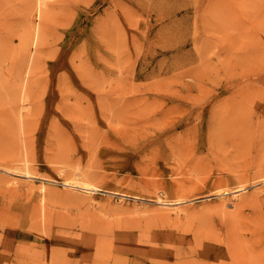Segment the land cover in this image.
<instances>
[{"label": "rangeland", "instance_id": "rangeland-1", "mask_svg": "<svg viewBox=\"0 0 264 264\" xmlns=\"http://www.w3.org/2000/svg\"><path fill=\"white\" fill-rule=\"evenodd\" d=\"M263 113L264 0H0V264H264Z\"/></svg>", "mask_w": 264, "mask_h": 264}, {"label": "bare ground", "instance_id": "bare-ground-1", "mask_svg": "<svg viewBox=\"0 0 264 264\" xmlns=\"http://www.w3.org/2000/svg\"><path fill=\"white\" fill-rule=\"evenodd\" d=\"M43 1L44 0H35V2H36V6H37V8H40V6L42 5V3H43ZM105 28V27H104ZM116 29L118 28V27H115ZM116 29H115V33H116ZM36 30H35V32H34V36H35V34H36ZM103 32H105V30L103 31ZM106 33H107V31H106ZM116 35V34H115ZM119 37V36H118ZM117 42V41H116ZM117 45V44H116ZM111 46V45H110ZM118 46V45H117ZM28 48V47H27ZM118 49H120V48H118ZM29 52V51H28ZM27 52V53H28ZM117 52V51H116ZM29 54V53H28ZM31 54V53H30ZM30 54H29V57H30ZM30 59V58H29ZM32 61V60H31ZM117 62V61H116ZM121 63V62H120ZM27 64H28V62H27ZM32 64V63H31ZM29 66V65H28ZM28 70V69H27ZM30 70V69H29ZM24 72H26V71H24ZM25 81V80H24ZM26 81H27V79H26ZM22 84H23V82H22ZM24 86L25 87H22L21 88V90H20V99L22 100V101H25L26 102V100H27V96H28V94H27V91H26V87H27V85H25L24 84ZM34 100H36V99H34ZM37 100H38V98H37ZM20 103H21V101H20ZM29 103H31V102H29ZM24 104V103H23ZM37 105H38V102H37ZM21 108V107H20ZM22 109H26V108H24V106L22 105ZM22 109L20 110L19 109V113H21V115H23V112H22ZM23 111H25V110H23ZM249 114H251V113H249ZM249 114L247 115V117L249 116ZM264 114V113H263ZM19 116V115H18ZM238 116V115H237ZM258 116V115H257ZM263 116V115H262ZM255 117V116H254ZM264 117V116H263ZM250 118V117H249ZM20 119V118H19ZM239 119V118H238ZM251 119V118H250ZM247 120V119H246ZM19 122H22V124H24V121H23V118L19 121ZM26 122H28L27 120H26ZM252 122V121H251ZM251 122L249 121V123L251 124ZM262 122V121H261ZM31 123V120L28 122V124H30ZM246 123V122H245ZM256 124V123H255ZM252 125V124H251ZM20 126V125H19ZM28 127V126H27ZM32 127V125L30 126V128ZM20 128H21V126H20ZM192 129V128H191ZM200 131V130H199ZM203 131V130H202ZM246 131H248V130H246ZM181 132V131H180ZM198 132V131H197ZM206 132V131H205ZM237 132V131H236ZM22 133V132H21ZM186 133V132H185ZM199 133V132H198ZM201 133V132H200ZM199 133V134H200ZM233 133H234V131H233ZM203 134V133H202ZM206 134V133H205ZM182 135V134H181ZM186 135V134H185ZM184 135V136H185ZM187 135H189L188 133H187ZM191 135V134H190ZM196 135H198V134H196ZM193 136V137H196L197 138V136ZM59 136V135H58ZM183 136V135H182ZM202 136V135H201ZM232 135H229L227 138H229V137H231ZM238 136V135H237ZM25 137V136H24ZM57 137V136H56ZM174 137V136H173ZM186 138L188 137V136H185ZM191 137V136H190ZM203 137V136H202ZM189 138V137H188ZM192 138V137H191ZM29 139V138H28ZM57 139H58V137H57ZM59 139H61L60 137H59ZM185 139V138H184ZM199 139V138H198ZM62 140V139H61ZM60 140V141H61ZM195 140V139H194ZM193 140V141H194ZM239 140V139H238ZM59 141V140H58ZM207 141V140H206ZM198 142V141H197ZM29 143H30V141H29ZM171 143V142H170ZM195 143V142H194ZM204 143V142H203ZM232 144V143H231ZM177 145V144H176ZM190 145H191V143H190ZM192 145H194V144H192ZM207 145V144H206ZM22 146V145H21ZM173 146V145H172ZM24 147V146H23ZM175 146H173V148H174ZM228 147V146H227ZM244 147H246V146H244ZM28 149H29V144H28V147H27ZM179 148H180V146H179ZM178 148V149H179ZM182 148V147H181ZM190 148H193L194 149V147L192 146V147H190ZM196 148V147H195ZM217 148V147H216ZM247 148V147H246ZM23 149V148H22ZM21 149V150H22ZM25 149V148H24ZM30 149H32L31 147H30ZM182 149H185V147H183ZM250 149H251V147H250ZM26 150V149H25ZM203 150V149H202ZM221 150V149H220ZM22 151H24V150H22ZM27 152H28V150H26ZM26 151H25V154H26ZM176 151V150H175ZM183 151V150H182ZM199 151V150H198ZM197 151V152H198ZM207 151V150H206ZM242 151V150H241ZM254 151V150H253ZM201 152V151H200ZM208 152V151H207ZM174 153V152H173ZM172 153V154H173ZM182 153V152H181ZM184 153V152H183ZM191 153V152H190ZM192 153H194V152H192ZM228 153V152H227ZM242 153V152H241ZM250 153V152H249ZM253 153V152H252ZM196 154V153H195ZM181 155V154H180ZM188 155V154H187ZM191 155H193V154H191ZM212 155H213V153H212ZM238 155V154H237ZM25 156V155H24ZM177 156H179V155H177ZM182 156H184V155H182ZM195 156V155H194ZM198 156V155H197ZM207 157V156H206ZM210 157V156H209ZM252 157V156H251ZM180 159H181V157H179ZM188 158V157H187ZM197 158V157H196ZM216 158H218V157H216ZM243 158V157H242ZM241 158V159H242ZM8 159V158H7ZM23 159V158H22ZM25 159V158H24ZM23 159V160H24ZM195 159V158H194ZM210 159H211V157H210ZM231 159V158H230ZM6 160V159H5ZM181 160H183V158L181 159ZM262 160V159H261ZM186 161H187V159H186ZM193 161V160H192ZM198 161V160H197ZM196 161V162H197ZM208 161V160H207ZM218 161H220L219 159H218ZM222 161V160H221ZM220 161V162H221ZM251 161V160H250ZM256 161V160H255ZM3 162H5L4 160H3ZM182 162V161H181ZM188 162V161H187ZM257 162V161H256ZM5 163H7V161L5 162ZM9 163V162H8ZM14 163V162H13ZM23 163V162H22ZM22 163H20V164H22ZM186 163V162H185ZM189 163V162H188ZM192 163V162H191ZM195 163V162H194ZM193 163V164H194ZM210 163V162H209ZM217 163V162H216ZM242 163V162H241ZM1 164V163H0ZM2 164H4V163H2ZM24 164V163H23ZM243 164H244V162H243ZM263 163H261V165H262ZM5 165H8V164H5ZM10 165H13L11 162H10V164H9V166ZM19 165V164H18ZM155 165V164H154ZM180 165V164H179ZM207 165V164H206ZM215 165V164H214ZM213 165V166H214ZM229 165H230V162H229ZM30 166V165H29ZM194 166V165H193ZM210 166V165H209ZM216 166V165H215ZM223 166V165H222ZM7 167V166H6ZM249 167H251L250 166V164H249ZM1 168V167H0ZM15 168V167H14ZM31 168V167H30ZM33 168V167H32ZM36 168V167H35ZM210 168H213V167H209V169ZM217 168V167H216ZM3 169V168H2ZM5 169H7V168H5ZM11 169V168H10ZM9 169V170H10ZM15 169H18V168H15ZM155 169V168H154ZM214 169H215V167H214ZM220 169V168H219ZM219 169H217L216 171H218ZM222 169V168H221ZM261 169V168H260ZM13 170V169H12ZM12 170L11 171H9V172H12ZM35 170V169H34ZM156 170H159V169H156ZM156 170H154V171H156ZM229 170H230V168H229ZM4 171V170H3ZM6 171V170H5ZM15 171V170H14ZM223 171V170H222ZM246 171V170H245ZM249 171V170H248ZM7 172V171H6ZM18 174H20L19 173V171L17 170L16 171ZM158 172V171H157ZM157 172H156V174H157ZM202 172V171H201ZM228 173H229V171H227ZM251 172H252V170H251ZM12 173H14V172H12ZM25 173V172H24ZM159 173V172H158ZM208 173H209V171H208ZM211 173V172H210ZM215 173V172H214ZM218 174L220 173V172H217ZM255 173V172H254ZM37 174V173H36ZM2 175V174H1ZM32 174L31 173H29L28 171L25 173V176H28V178H31L32 176H31ZM35 175V174H34ZM38 175V174H37ZM206 175H207V173H206ZM209 175V174H208ZM248 175V174H247ZM40 176V175H39ZM215 176H217V175H215ZM219 176H221V175H219ZM223 176V175H222ZM232 176H234V174L232 175ZM5 177H7L6 175H5ZM36 177V176H35ZM204 177H205V175H204ZM225 177V176H224ZM224 177H222V178H224ZM236 177V176H235ZM37 178V177H36ZM41 179L43 178V177H40ZM49 178V177H48ZM212 178H214V177H211V179ZM258 178H260V177H258ZM262 178V177H261ZM260 178V179H261ZM264 178V177H263ZM32 179V178H31ZM45 179H47V178H45ZM77 179V178H76ZM207 179V178H206ZM219 179H220V177H219ZM250 179V178H249ZM49 180V179H48ZM82 180V179H81ZM177 180V179H176ZM213 180V179H212ZM212 180H211V182H212ZM223 181H224V179H222ZM221 180V181H222ZM236 180V179H235ZM253 180V179H252ZM255 180V179H254ZM43 181H45V180H43ZM215 181H217L218 183L220 182L221 183V181L220 180H215ZM256 181V180H255ZM174 182H175V180H174ZM179 182V181H178ZM186 182V181H185ZM214 182V181H213ZM217 182H215V183H217ZM236 182H237V180H236ZM64 184H66L68 187H72L73 189L74 188H81V189H84L86 192L87 191H90V192H92L91 190L92 189H95L90 183H88V182H86V181H81V183H78V182H73V181H67V179H66V182H63ZM177 183V182H176ZM184 183V182H183ZM217 183V187L219 186V184ZM243 183V182H242ZM245 184H246V182H244ZM186 184V183H185ZM188 184V183H187ZM192 184H193V182H192ZM194 184H196V183H194ZM198 184H201L200 182L198 183ZM198 184H197V186H196V189L194 188V190H197V187H199L198 186ZM211 184V183H210ZM210 184H209V186H210ZM224 184L225 183H223V186H224ZM236 184H238V183H236ZM241 184V183H240ZM249 185H250V182H249ZM26 186V185H25ZM94 186H95V184H94ZM214 186H215V184H214ZM238 186H239V184H238ZM96 187V186H95ZM176 187V186H175ZM175 187H174V189H175ZM179 187V186H178ZM181 187V186H180ZM204 187V186H203ZM220 187H222V186H219L218 188H220ZM237 187V186H236ZM185 188V187H184ZM200 188V187H199ZM223 188V187H222ZM232 188V187H231ZM233 188H235L234 186H233ZM232 188V189H233ZM241 188V187H240ZM243 188V187H242ZM231 189V190H232ZM79 190V189H78ZM203 190H204V188H203ZM214 190V189H213ZM213 190H212V192H213ZM222 190V189H221ZM239 190V189H238ZM93 191H95V190H93ZM175 191H176V189H175ZM178 191V190H177ZM176 191V192H177ZM187 191V190H186ZM190 191V190H189ZM202 191V190H201ZM220 191V190H219ZM226 192H227V190H225ZM230 191V190H229ZM240 191H242V190H240ZM81 192H83V191H81ZM110 192V191H109ZM115 192V191H114ZM113 192V193H114ZM198 192H200V191H198ZM222 192H223V190H222ZM225 192V193H226ZM84 193V192H83ZM116 194H117V191L115 192ZM193 193V192H192ZM194 193H196L195 191H194ZM193 193V194H194ZM200 193H202V192H200ZM209 193H211V192H209ZM209 193L208 194H205V195H209ZM214 193H215V191H214ZM224 193V192H223ZM229 193V192H228ZM234 193H236V192H234ZM27 194V193H26ZM32 194V193H31ZM36 194V193H35ZM87 194V193H86ZM88 194H89V192H88ZM120 194V193H119ZM124 194V193H123ZM199 194V193H198ZM197 194V195H198ZM217 194V193H216ZM132 195V194H131ZM200 195V194H199ZM215 195V194H214ZM218 195V194H217ZM224 195V194H223ZM33 196H36V195H33ZM38 196V195H37ZM40 196V195H39ZM29 197V196H28ZM41 197H42V195H41ZM136 197V196H135ZM134 197V198H135ZM37 198V197H36ZM246 198H248V196L246 197ZM257 198V197H256ZM160 199V198H159ZM238 199V198H237ZM1 200V199H0ZM31 200V199H30ZM36 200V199H35ZM42 200V199H41ZM162 200V199H161ZM177 200V199H176ZM32 201H34V200H32ZM31 201V202H32ZM169 201V200H168ZM175 201V200H174ZM218 201V200H217ZM41 202H43V201H41ZM167 202V201H166ZM173 202V201H172ZM221 201H219V203H220ZM170 203V202H169ZM179 203V202H178ZM205 203H207V202H205ZM210 203H212V202H210ZM223 203H224V201H223ZM240 203V202H239ZM241 203H243V202H241ZM32 204H34V202L32 203ZM31 204V205H32ZM35 204H37V202L35 203ZM216 204H218V203H216ZM215 204V205H216ZM162 205V204H161ZM169 205V204H168ZM167 205V206H168ZM223 205V204H222ZM1 206V205H0ZM222 207V206H221ZM224 207V206H223ZM259 207V206H258ZM2 208H4V207H1L0 209L1 210H3ZM7 208V207H6ZM37 208V207H36ZM5 209V208H4ZM35 209V208H34ZM252 210V209H251ZM258 210V209H257ZM220 212H221V210H219ZM235 211H236V208H235ZM262 211V210H261ZM2 212V211H1ZM3 212L5 213L6 212V210H3ZM7 212H8V209H7ZM43 213V212H42ZM219 213V212H218ZM238 213H240V212H238ZM241 213H242V211H241ZM258 213V212H257ZM259 214V213H258ZM3 215V214H2ZM20 215V214H19ZM35 215V214H34ZM41 215V214H40ZM207 215V214H206ZM244 214H242V216H243ZM250 215H252L251 213H250ZM33 216V215H32ZM39 216V215H38ZM240 216V215H239ZM256 216V215H255ZM258 216V215H257ZM256 216V217H257ZM223 217V216H222ZM225 217V216H224ZM250 217V216H249ZM0 218H1V216H0ZM34 218V217H33ZM42 218V216L40 217V219ZM230 218H232L231 217V215H230ZM239 218V217H238ZM252 218V217H251ZM8 219V218H7ZM223 219V218H222ZM229 219V218H228ZM24 220V219H23ZM227 220V219H226ZM225 220V221H226ZM238 221V220H237ZM28 222H29V220H28ZM35 222V221H34ZM42 222V221H41ZM33 223V222H32ZM24 225H25V223H23ZM28 224V223H27ZM35 225V224H34ZM233 225V224H232ZM231 225V226H232ZM11 226V225H10ZM25 227V226H24ZM36 227H37V225H36ZM35 226H34V228H36ZM234 227H235V225H234ZM4 229V228H3ZM22 230V229H21ZM24 230H25V228H24ZM225 230H227L226 228H225ZM4 231V230H3ZM34 232V231H33ZM35 232H37V231H35ZM228 232V231H227ZM250 238H251V236H250ZM248 240V239H247ZM197 245V244H196ZM194 261H196V260H194ZM202 261V260H201ZM167 262V261H166Z\"/></svg>", "mask_w": 264, "mask_h": 264}]
</instances>
